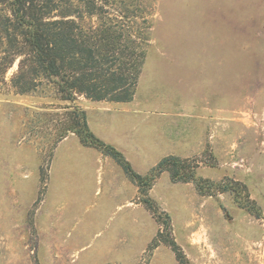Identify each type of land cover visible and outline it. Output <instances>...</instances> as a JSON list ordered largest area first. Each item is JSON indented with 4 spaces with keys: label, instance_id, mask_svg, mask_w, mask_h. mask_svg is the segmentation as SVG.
<instances>
[{
    "label": "rangeland",
    "instance_id": "obj_1",
    "mask_svg": "<svg viewBox=\"0 0 264 264\" xmlns=\"http://www.w3.org/2000/svg\"><path fill=\"white\" fill-rule=\"evenodd\" d=\"M133 4L149 41L130 102H63L46 83L20 94L17 62L0 74V264H179L153 247L144 196L132 207L110 190L106 158L122 168L74 134L59 140L74 107L137 174L175 156L204 180L199 192L164 172L147 191L186 264H264V0Z\"/></svg>",
    "mask_w": 264,
    "mask_h": 264
},
{
    "label": "trees",
    "instance_id": "obj_2",
    "mask_svg": "<svg viewBox=\"0 0 264 264\" xmlns=\"http://www.w3.org/2000/svg\"><path fill=\"white\" fill-rule=\"evenodd\" d=\"M134 1L0 0V74L17 62L11 86L20 94L46 83L63 102L73 103L78 97L92 102H130L149 41L144 34L149 29L147 20L138 16V26L132 20L136 18ZM69 116L70 123L59 140L74 134L82 145L111 157L137 186L144 196L141 203L160 225L153 247L163 243L179 264H186L169 232L163 239V226L170 230L169 217L148 198L147 191L164 172L174 183H193L199 192L205 191L204 180L186 166V160L175 156L164 157L141 176L122 153L91 132L84 110L74 107Z\"/></svg>",
    "mask_w": 264,
    "mask_h": 264
},
{
    "label": "crops",
    "instance_id": "obj_3",
    "mask_svg": "<svg viewBox=\"0 0 264 264\" xmlns=\"http://www.w3.org/2000/svg\"><path fill=\"white\" fill-rule=\"evenodd\" d=\"M86 114H87V110H86ZM87 118H88V114H87ZM121 152L123 153L124 157L129 161V163L133 162V159L130 155L126 154L122 150ZM134 153L135 155H138V140L137 139L134 144ZM106 160H107L106 164L108 168L112 170L114 174L110 177V185H111L110 190H128L130 192V196L126 200H124V205H130L132 207L137 206V204H134L132 200L133 196L137 195L138 193L137 186L134 183H132L127 178V176L124 174V172L122 173V170H120L117 166H115L113 162H110L108 158H106Z\"/></svg>",
    "mask_w": 264,
    "mask_h": 264
}]
</instances>
